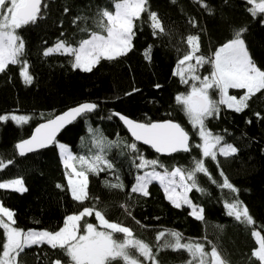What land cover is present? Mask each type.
<instances>
[{"label": "trees", "instance_id": "trees-1", "mask_svg": "<svg viewBox=\"0 0 264 264\" xmlns=\"http://www.w3.org/2000/svg\"><path fill=\"white\" fill-rule=\"evenodd\" d=\"M48 5L43 19L18 30L25 42L23 59L29 62L32 83H24L20 65H9L0 72V115L31 118L23 125L10 119L0 121V159L6 165L0 170V182L20 178L27 189L23 193L0 190V204L14 213V227L24 231H57L66 216L95 205L106 211L110 222L131 228L134 237L147 242L154 254L157 233L167 229L182 233L185 238L182 242L204 243L206 252L210 253L215 245L228 264H260L253 256L258 244L252 233L256 231L264 237V90L253 96L248 101L249 107L242 112L221 105L219 117L206 121V127L214 135L224 137L222 144H232L239 150L229 157L217 153L213 160L202 157L201 149L196 147L201 140L198 128L192 127L182 106L175 101L176 95L189 93V85L181 83L173 72L178 60L190 50L189 35L199 36L197 54L212 59L216 49L234 38L239 29H245L243 39L250 58L264 71V13L253 16L249 11L253 5L247 0H147V9L158 13L165 32L153 36L149 12L145 11L135 22L131 51L116 60L101 59L92 71L84 72L72 67L71 56L45 57L43 53L58 40L78 46L91 31H99V13L105 8L114 12L113 0H48ZM149 46L150 59L145 56ZM212 71L208 63L200 67L199 75L210 76ZM217 93L215 89L210 90L213 99L218 100ZM229 93L240 97L244 90L230 89ZM85 102L95 103L97 108L65 128L51 147L22 157L17 154L15 145L28 138L37 125ZM114 113L141 123L172 121L189 134L190 151L167 157L135 144L145 159L159 160L168 170L189 169L194 159H204L217 183L199 173L198 183L204 191L193 189L188 193L192 203L203 209L202 220L190 215L188 205L174 207L158 182L149 185L150 194L146 197L131 193L135 177L141 174L133 166L139 163L135 159L138 153L127 148L134 142ZM57 143L68 146L76 157L101 154L114 164L115 171L88 174V200L78 202L72 198ZM164 168L157 167V170L164 171ZM221 171L238 189L237 193L218 187L223 181ZM116 175L123 181V190L106 186V182H116ZM233 199L247 207L252 224L227 215L224 203ZM80 223V234L85 231V223L108 231L98 225L94 214L84 217ZM114 238L123 240L124 235L117 233ZM4 240V230L0 228V253ZM129 251L141 264H150L134 249ZM58 256L67 260L59 249L41 244L26 248L18 260L19 264H51ZM157 259L159 264H188L192 257L183 249H166L159 252ZM112 264H125V261L117 258Z\"/></svg>", "mask_w": 264, "mask_h": 264}, {"label": "snow or ice", "instance_id": "snow-or-ice-1", "mask_svg": "<svg viewBox=\"0 0 264 264\" xmlns=\"http://www.w3.org/2000/svg\"><path fill=\"white\" fill-rule=\"evenodd\" d=\"M253 5L249 9L253 16L257 13H264V0L259 3L256 0H247ZM115 11L107 8L99 13L97 28L99 31H91L88 38L79 41L78 46L67 40H58L53 47L46 48L43 55L45 57L60 54L73 57L72 67L84 72H90L101 61L116 60L126 56L132 49V41L135 35V22L141 19L142 13L149 12L153 36L164 33L165 28L158 13L149 11L146 7L147 0H113ZM48 0H0V72H4L9 65H20V76L25 84L32 83L33 76L30 74V65L25 55V42L19 35L18 30L29 24H36L38 20L44 18V12L48 9ZM206 7V5H203ZM67 13L69 9L66 7ZM77 20L80 17L76 18ZM76 21L74 20L73 23ZM193 27L196 22L192 21ZM84 31V29H82ZM245 29L235 32L234 38L224 43L214 52V58L210 59L200 52L199 36L189 35L187 44L190 50L178 60L173 75L178 76L181 83L188 84L191 81V92L176 95L175 101L181 105L187 115L189 122L194 129L199 130L202 141L196 147L201 149L202 157H211L216 160L217 153L225 157L235 155L239 150L232 144L223 143L224 137L213 134L207 127L206 121L210 118H218L220 106L242 112L249 107L248 101L257 93L264 90V71H261L250 58L249 51L243 39ZM106 35L102 34L105 33ZM63 35V33L61 34ZM150 48L146 50L145 56L150 59ZM194 61V63H193ZM211 63L213 71L210 76H201L198 69L203 65ZM199 85V86H198ZM157 88L160 85H156ZM218 90L219 100L213 99L210 90ZM229 89H245L244 95L237 99L236 96L228 94ZM133 91H137L133 89ZM126 95H131L127 93ZM97 108L95 103L85 102L73 107L54 119L47 120L35 129V133L30 139L22 140L15 145L19 155L32 152L37 148H44L52 144L56 133L87 113ZM119 119L127 126L132 137L136 141H142L150 145L157 153L172 154L176 152H188L191 149L189 134L180 124L171 121L141 123L125 117L119 113ZM259 117L260 113H256ZM11 119L17 125H23L31 119L26 115H0V121ZM251 121H249L250 123ZM62 159L66 169H71L68 185L72 198L78 202L88 200V174H99L102 171H115L114 164L104 155L98 154L91 158L85 156L75 157L68 148L61 144ZM127 148L134 153L139 163H134V167L143 174L135 177V183L131 187V193H139L148 196L149 185L153 181H158L163 187L166 199L176 208L188 205L192 208L190 215L197 220H202L203 209L194 205L188 197V193L193 189L203 192L204 189L198 183V174L203 173L208 176L213 183H217L212 178L205 166L204 159H194L193 167L185 169L175 167L172 170L164 168L159 160H147L142 153H139L135 143L127 145ZM74 162H78L80 169L77 170ZM11 164L12 161H8ZM6 165L0 159V170ZM157 167L164 168L163 173L157 171ZM150 168V171H143ZM67 174V173H66ZM223 178L218 184L221 189H228L232 193H237L238 189L229 181V178L220 172ZM75 177V179H73ZM179 178L178 180L176 178ZM115 183L106 182V186L112 189H124V184L119 175L115 176ZM57 187H61L57 185ZM177 188L180 191H177ZM0 190H13L19 193L27 191L23 180L20 178L10 179L0 182ZM124 207V205H121ZM224 207L227 215L234 216L237 221L248 224L253 223L246 206L238 199L232 202H225ZM95 215L96 220L103 229L108 231H98L97 227L91 223H85L83 228L86 235H80L81 221L84 217ZM129 215L131 213L129 212ZM7 218V222L4 218ZM139 223V221H137ZM14 213L7 207L0 204V228L4 230L5 240L3 251L0 253V264H19L18 257L26 248L33 245L47 244L51 249H59L67 260L60 258L51 264H112L117 258H122L125 264H140L138 258L134 257L129 249H135L150 264H159L157 259L159 252L171 249L173 251L186 250L192 259L188 264H228L222 257L221 252L215 245L211 247V252L205 251L202 242L185 240L182 233L175 230H161L157 233L156 252L145 241L137 239L133 235L131 228L123 226L119 222H110L106 218V211L97 209L95 205L84 207L77 214L66 216L64 224L57 231L49 230H27L24 231L14 227ZM122 233L123 240L114 238V234ZM259 247L253 251L260 264H264V237L259 232L253 231ZM168 237V238H166ZM163 240V243L161 241ZM211 244V242H208ZM210 256V260L208 257Z\"/></svg>", "mask_w": 264, "mask_h": 264}, {"label": "water", "instance_id": "water-1", "mask_svg": "<svg viewBox=\"0 0 264 264\" xmlns=\"http://www.w3.org/2000/svg\"><path fill=\"white\" fill-rule=\"evenodd\" d=\"M76 107V106H75ZM73 108V107H72ZM71 109V108H70ZM69 110V109H68ZM67 111V110H66ZM66 111H64V112H66ZM63 112V113H64ZM62 114V113H61ZM61 114H59V115H61ZM59 115H57V116H59ZM56 117V116H55ZM54 117V118H55ZM54 118H52V119H54ZM79 118V117H78ZM77 118V119H78ZM116 118L119 120V122L121 123V125H122V127L124 128V130L126 131V133H127V135L129 136V138L134 142V143H136V144H138V145H140V146H142V147H144V148H148V149H150L153 153H155L156 155H158V156H161V157H167V156H170V155H173V154H175V153H172V154H164V153H157L156 151H155V149H153L150 145H146V144H144L142 141H136L135 139H134V137H132V135H131V133L129 132V130H128V128H127V126L123 123V121L122 120H120L119 119V116L118 115H116ZM75 121V120H74ZM73 121V122H74ZM47 121H45V122H42V123H40L39 125H37L33 130H32V132H31V134H30V136L28 137V138H26V139H30L31 138V136L35 133V129L37 128V127H39L41 124H43V123H46ZM73 122H71V123H69V124H66L63 128H61L57 133H56V136H55V140H54V142L56 141V139L59 137V135H60V133L65 129V128H67L69 125H71ZM165 122V121H164ZM172 122V121H171ZM175 123V122H174ZM25 139V140H26ZM54 142L52 143V144H49V145H47L46 147H44V148H37V149H35L34 151H32V152H26L25 153V155H23V156H26V155H28V154H31V153H34V152H37V151H40V150H44V149H47V148H49V147H51L53 144H54ZM16 151H17V154L19 155V152H18V150L16 149ZM180 152H182V153H184L183 151H180ZM180 152H176V153H180ZM19 156H21V155H19ZM22 157V156H21Z\"/></svg>", "mask_w": 264, "mask_h": 264}, {"label": "rangeland", "instance_id": "rangeland-1", "mask_svg": "<svg viewBox=\"0 0 264 264\" xmlns=\"http://www.w3.org/2000/svg\"><path fill=\"white\" fill-rule=\"evenodd\" d=\"M54 46V45H53ZM52 46V47H53ZM212 58H214V56H212ZM193 63H194V61H193ZM212 65V64H211ZM213 68V67H212ZM199 70H200V68L198 69V74H199ZM201 76V75H200ZM204 76H201V78H203ZM188 85H189V92H191V81L188 83ZM199 86V85H198ZM230 90V89H229ZM244 90V93H245V89H243ZM217 92H218V90H217ZM218 94V96H219V92L217 93ZM228 94L229 95H231L230 93H229V91H228ZM232 96H234V95H232ZM219 98H220V96L218 97V100H219ZM237 99H239V97H237ZM222 106H224L225 108H227L225 105H222ZM227 109H229V108H227ZM8 116V115H7ZM9 116H11V115H9ZM11 120V119H10ZM14 122V121H13ZM15 123V122H14ZM198 132H199V130H198ZM202 143V141L200 140V144ZM59 145H61V143H57V148H58V152H59V156H60V158H61V162H62V164H63V166L65 167V164H64V161H63V159H62V150H61V148L59 147ZM64 145V144H63ZM66 146V145H65ZM67 148H68V150L70 151V149H69V147L68 146H66ZM71 152V151H70ZM72 153V152H71ZM73 154V153H72ZM219 154V153H218ZM73 156H75L74 154H73ZM76 157V156H75ZM75 163V165H76V168H77V170H79V167H80V165H79V163L78 162H74ZM66 169V168H65ZM151 169L150 168H146V169H144L143 171H150ZM157 170V169H156ZM157 171H159V170H157ZM159 172H161V173H163V171H159ZM66 181H67V185H68V179H69V175L71 174V169H66ZM141 174H143L142 172H141ZM73 179H75V177H73ZM177 180L179 179L178 177L176 178ZM6 181H8V180H5V181H2V182H6ZM155 182H158V181H155ZM159 183V182H158ZM159 185H160V183H159ZM161 186V185H160ZM68 187H69V185H68ZM161 188H162V190H163V192H164V189H163V187L161 186ZM13 191V190H12ZM177 191L179 192L180 191V189L179 188H177ZM70 193H71V191H70ZM165 193V192H164ZM72 196V195H71ZM191 211H192V208H191ZM5 219V221L7 222V218L5 217L4 218ZM98 225H99V222H98ZM100 226V225H99ZM101 227V226H100ZM98 231H102V230H99V229H97ZM80 234V233H79ZM80 235H86V232L84 231V233L83 234H80ZM258 247H259V245H258ZM135 250V249H134ZM136 251V250H135ZM208 259L210 260L211 258H210V256L208 257ZM141 264V263H140Z\"/></svg>", "mask_w": 264, "mask_h": 264}]
</instances>
